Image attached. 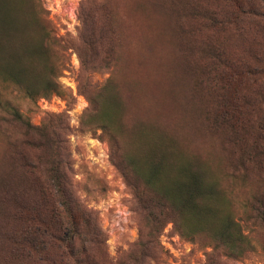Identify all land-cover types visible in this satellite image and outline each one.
Returning a JSON list of instances; mask_svg holds the SVG:
<instances>
[{
	"label": "trees",
	"instance_id": "1",
	"mask_svg": "<svg viewBox=\"0 0 264 264\" xmlns=\"http://www.w3.org/2000/svg\"><path fill=\"white\" fill-rule=\"evenodd\" d=\"M108 1H81L80 29L70 40L45 28L31 33L41 15H18L14 0H0V77L30 101L59 95L66 60L53 62V49L76 52L84 74L80 91L89 105L81 124L100 130L109 143L112 165L135 200L143 254L167 223L187 240L208 241L205 264H221L220 256L242 258L257 246L264 250L255 240L264 234V0H200L199 15H187L180 25L197 59L191 66L197 75L194 90L206 96L201 97L205 121L225 157L224 177L253 188L241 202L239 218L230 213L229 197L210 177L208 164L182 152L173 133L118 127L122 104L112 94L114 82L97 86L90 77L108 72L116 61L119 38ZM226 38L242 46L227 49ZM4 102L0 108L21 121ZM21 125L28 135L35 133L25 144L36 159L22 160L20 190L5 195L20 223L18 246L45 264H105L104 233L64 172L63 141L47 125Z\"/></svg>",
	"mask_w": 264,
	"mask_h": 264
},
{
	"label": "rangeland",
	"instance_id": "2",
	"mask_svg": "<svg viewBox=\"0 0 264 264\" xmlns=\"http://www.w3.org/2000/svg\"><path fill=\"white\" fill-rule=\"evenodd\" d=\"M81 1L14 0L13 3L18 15H41L31 33L45 28L71 40L80 29ZM108 2L119 38L116 61L108 72L93 73L90 77L97 86L105 85L109 79L114 82L112 94L122 104L118 127L127 132L157 128L173 133L182 152L208 164L210 177L229 197L230 213L239 218L241 202L248 199L253 188L238 181L231 183L224 177L225 157L220 152L218 138H214L217 142L211 138L205 121L201 97L206 99V96L194 90L197 75L191 68L197 59L189 50L180 26L184 25L187 15H199L203 2ZM226 43L227 49L242 46L231 44L227 38ZM53 50V62L62 64L66 60V69L60 72L58 80L63 93L30 101L0 77V101L2 104L9 101L21 120H15L0 108V264H45L33 257L26 247L18 246L20 238L15 234L20 223L14 220L5 197L20 190L18 175L22 160L36 159V152L25 144L31 142L35 133L28 135L21 125L25 123L34 128L47 125L56 138L63 141L64 172L71 180L76 197L93 213L104 233L102 257L105 264H205L211 253L208 241L203 237L187 240L178 235L171 223L162 228L152 245L142 253V224L134 212L135 200L112 165L109 143L100 130L88 131L81 124L89 105L80 91L84 74L78 56L71 48L65 53ZM126 138L128 136L123 141ZM255 240L264 244V234L256 235ZM18 248L20 257H16ZM219 261L221 264H264V250L257 246L254 252L242 258L220 256Z\"/></svg>",
	"mask_w": 264,
	"mask_h": 264
}]
</instances>
